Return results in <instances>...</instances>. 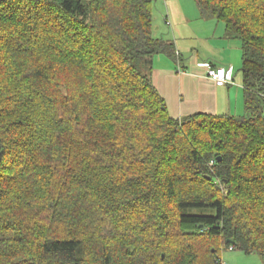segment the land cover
Listing matches in <instances>:
<instances>
[{"label":"trees","instance_id":"obj_1","mask_svg":"<svg viewBox=\"0 0 264 264\" xmlns=\"http://www.w3.org/2000/svg\"><path fill=\"white\" fill-rule=\"evenodd\" d=\"M154 1L0 0V264L264 256V0H194L240 45L244 111L180 119Z\"/></svg>","mask_w":264,"mask_h":264},{"label":"crops","instance_id":"obj_2","mask_svg":"<svg viewBox=\"0 0 264 264\" xmlns=\"http://www.w3.org/2000/svg\"><path fill=\"white\" fill-rule=\"evenodd\" d=\"M195 5L194 0H179L178 8L167 13L171 26L165 24L167 30L153 26L154 37L172 41L180 55L178 62L165 54L153 58V86L174 119L197 113L241 116L244 111L241 82L237 84L234 78L232 85L218 86L199 66L209 63L213 67L232 69L240 58V45L224 37L222 23L203 19ZM221 260L225 264L235 263L231 258L226 260L224 255Z\"/></svg>","mask_w":264,"mask_h":264},{"label":"rangeland","instance_id":"obj_3","mask_svg":"<svg viewBox=\"0 0 264 264\" xmlns=\"http://www.w3.org/2000/svg\"><path fill=\"white\" fill-rule=\"evenodd\" d=\"M173 1V3H172ZM175 1V2H174ZM179 0H170L169 2L164 3L163 1L160 0H155L153 3V26L154 27H159L160 29L163 28L164 30L168 29L165 25V18L168 16V12L173 13V11L178 8L177 2ZM184 1V0H181ZM193 1V0H190ZM166 4V5H165ZM196 6V5H195ZM170 8V9H169ZM169 19V17H167ZM170 22V19H169ZM172 26L173 23L171 22ZM155 29V28H154ZM170 33V31H168ZM171 34V33H170ZM234 65V64H233ZM241 68V55L240 58L238 59L236 65L232 67L233 73H234V78L236 83H240L241 81V72L239 71ZM225 256V259L231 258L235 260V263L233 262L232 264H264V256H259V255H244L241 252L238 251H231L229 252L228 250H225L221 253V257Z\"/></svg>","mask_w":264,"mask_h":264},{"label":"built area","instance_id":"obj_4","mask_svg":"<svg viewBox=\"0 0 264 264\" xmlns=\"http://www.w3.org/2000/svg\"><path fill=\"white\" fill-rule=\"evenodd\" d=\"M160 1L167 2V0ZM165 24L171 26L167 17L165 18ZM199 66L206 70L207 77L218 86L232 85L234 83V73L231 68L213 67L209 63H201ZM221 264L225 263L222 262Z\"/></svg>","mask_w":264,"mask_h":264}]
</instances>
